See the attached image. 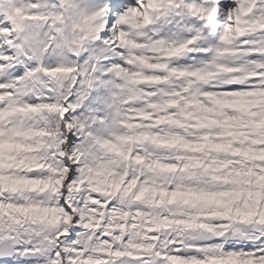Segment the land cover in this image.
Returning <instances> with one entry per match:
<instances>
[{"label": "snow or ice", "instance_id": "snow-or-ice-1", "mask_svg": "<svg viewBox=\"0 0 264 264\" xmlns=\"http://www.w3.org/2000/svg\"><path fill=\"white\" fill-rule=\"evenodd\" d=\"M0 264H264V0H0Z\"/></svg>", "mask_w": 264, "mask_h": 264}]
</instances>
